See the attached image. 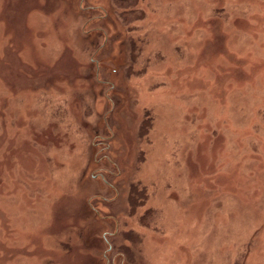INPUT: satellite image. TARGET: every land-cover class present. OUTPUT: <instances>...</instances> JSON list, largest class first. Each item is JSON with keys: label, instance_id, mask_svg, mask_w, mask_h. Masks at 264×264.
I'll list each match as a JSON object with an SVG mask.
<instances>
[{"label": "rangeland", "instance_id": "obj_1", "mask_svg": "<svg viewBox=\"0 0 264 264\" xmlns=\"http://www.w3.org/2000/svg\"><path fill=\"white\" fill-rule=\"evenodd\" d=\"M0 264H264V0H0Z\"/></svg>", "mask_w": 264, "mask_h": 264}, {"label": "trees", "instance_id": "obj_2", "mask_svg": "<svg viewBox=\"0 0 264 264\" xmlns=\"http://www.w3.org/2000/svg\"><path fill=\"white\" fill-rule=\"evenodd\" d=\"M124 2L127 3L128 5H130V8H134L136 6L138 0H124ZM133 17H134L133 20L136 21L137 20V16L133 15Z\"/></svg>", "mask_w": 264, "mask_h": 264}]
</instances>
